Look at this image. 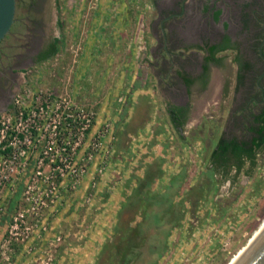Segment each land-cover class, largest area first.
<instances>
[{
	"label": "rangeland",
	"instance_id": "374dc122",
	"mask_svg": "<svg viewBox=\"0 0 264 264\" xmlns=\"http://www.w3.org/2000/svg\"><path fill=\"white\" fill-rule=\"evenodd\" d=\"M226 1L233 2L234 7L242 6V19L248 25L252 26L255 19L264 20V0ZM157 14L154 0H14L12 23L0 39L1 53L13 54L12 59H25L32 56L37 46L57 39L56 50L47 57L34 64H19L22 72L18 88L49 87L74 102L91 104L95 117L99 99L106 95L115 136L111 159L98 184H111L114 195L110 204L104 194L87 208L81 206L88 217L80 220L75 215H62L64 206L69 211L68 200L78 187L71 193L67 191L66 200L51 207L55 219L50 222V234L45 233V243L37 234L34 246L38 250L28 252L31 242L23 227L26 221L20 222L17 229V236L25 235L19 243L11 241L13 229L8 232L9 216L14 212L11 203L22 196L24 173L3 195L0 264H94L98 249L114 228L121 201L137 184H149L154 191L168 185V198H179L183 212L177 223L162 234L160 254L136 255L129 264H247L264 243V146L256 153L248 176L238 174V184L226 185L217 177L215 181L219 183L207 189L208 174L202 173L205 154L228 126L225 118L236 106L233 56L239 53L247 57L249 32L240 30L234 48L216 55L220 57L209 65L210 81L204 87L190 86L185 100L189 107L187 119L175 128L166 114V106L173 101L156 80L157 67L151 63L156 51ZM90 30L95 33V41H99V34L100 38L109 36L111 42L113 33L118 52L125 45L120 41H129L137 56L140 51L144 54L120 73L109 66L103 71L99 66L103 62H97L98 52L94 54L88 47L84 50ZM182 49L186 53L192 50L186 66L194 68L198 56L203 54L202 48L196 43ZM99 50L102 52L101 46ZM228 127L234 135L238 133L237 124ZM156 163L159 176L150 181L145 173L153 172ZM172 172H179L173 185L169 184ZM89 176V172L84 174L80 184H88ZM90 191L94 194L96 190L87 185L83 195Z\"/></svg>",
	"mask_w": 264,
	"mask_h": 264
},
{
	"label": "flooded vegetation",
	"instance_id": "af4514ba",
	"mask_svg": "<svg viewBox=\"0 0 264 264\" xmlns=\"http://www.w3.org/2000/svg\"><path fill=\"white\" fill-rule=\"evenodd\" d=\"M154 5L158 13V34L155 42L156 51L152 53L154 58L151 63L157 67L155 74L159 85L168 92L173 101L172 103L183 109L185 114L183 123H185L189 113V107L185 100L190 86L196 84L198 88L204 87L210 81L211 70L209 65H211V62H215L217 57H220L216 55L218 53L221 55L223 51L234 48L237 42L236 34L240 30H248V43L245 46L249 48L247 57L239 56V53L233 56V60L236 61L235 96L238 100L235 108L230 111V116L225 118V124L228 126L237 124L238 133L234 135L230 131L231 129L225 125L224 132L218 137L226 140L235 139L239 143L250 141L252 137L258 136L260 133L258 131L259 126L264 120L263 18L262 20L255 19L254 24L250 26L247 21L245 22L242 19V6L237 5V7H234L233 2L228 3L226 0H220V3H217V0H154ZM215 10H218L216 18L213 16ZM194 13L198 14L197 18ZM231 23H233L232 26H230ZM50 42L37 46L32 56L21 60L12 59L13 54L0 52V116L2 112L10 107L12 95L21 82L20 72L22 71L19 64L24 61L25 64H34L37 60H40L38 57L49 48ZM86 43L87 40L84 50L87 49ZM196 43L197 46L202 48L203 54L198 56L194 68L187 67L186 62H188L192 50L189 49L190 53H186L182 48ZM166 114H168L167 110ZM218 137L205 154V167L202 173H209L207 184H217L220 179L226 185L238 184L236 181L238 174L239 176H248L255 164V155L264 144L261 148L255 150L253 163L242 156L241 166L236 169V166L231 164L228 174L224 176L220 173V170L217 171L213 167L215 159L211 155ZM216 178L218 181H215ZM11 206L15 208L16 202L13 201ZM65 211L66 209L63 213ZM54 219L55 214L51 216L50 212L43 216L41 223L28 219V230L25 234L31 242L27 249L28 252L38 250L34 246L36 235H41L43 240L45 233L50 234V222ZM56 226H60V224H54V227ZM55 231L52 233H55ZM16 233L11 237V241L17 244L25 235L19 237L17 236L19 233ZM2 236L3 231H0V239H2ZM57 239L59 241L60 236ZM43 242L45 243V240ZM58 248L60 249V246Z\"/></svg>",
	"mask_w": 264,
	"mask_h": 264
},
{
	"label": "built area",
	"instance_id": "2783aa9c",
	"mask_svg": "<svg viewBox=\"0 0 264 264\" xmlns=\"http://www.w3.org/2000/svg\"><path fill=\"white\" fill-rule=\"evenodd\" d=\"M0 116V216L3 195L25 173L24 188L16 202L8 232L17 234L20 222L38 221L51 207L65 201L90 173L88 187L96 190L98 179L113 152L114 120L102 118L95 125L92 105L74 102L49 87L17 88L10 108ZM111 188V184H107ZM93 191L77 201L76 218L88 217L86 208Z\"/></svg>",
	"mask_w": 264,
	"mask_h": 264
},
{
	"label": "trees",
	"instance_id": "16d2710c",
	"mask_svg": "<svg viewBox=\"0 0 264 264\" xmlns=\"http://www.w3.org/2000/svg\"><path fill=\"white\" fill-rule=\"evenodd\" d=\"M217 13L218 10H215L214 18ZM56 40L53 38L49 48L40 54L39 59L47 57L56 50L54 45ZM166 110L170 124L180 128L185 120L183 109L175 104H168ZM258 131L260 132L258 136L252 137L247 142L238 143L235 139L226 140L218 137L211 151L212 158L215 159L213 167L225 176L231 164H234L236 169L241 166L242 156L253 163L255 150L264 144V120ZM154 168L153 172L148 170L145 173L150 181L159 176L160 168L157 163ZM178 173L172 175L169 184H175L174 179L178 178ZM204 173L209 176L208 172ZM205 185L207 189L214 187V184ZM167 189L168 185L154 191L149 184H137L126 194L118 207L114 228L98 249L94 264H129L136 255L140 257L146 252L160 254L164 242L162 234L169 231L172 223H177L183 212L181 200L172 196L168 198ZM136 216L138 219L135 220ZM151 263L150 261L149 264Z\"/></svg>",
	"mask_w": 264,
	"mask_h": 264
},
{
	"label": "crops",
	"instance_id": "0c3cea01",
	"mask_svg": "<svg viewBox=\"0 0 264 264\" xmlns=\"http://www.w3.org/2000/svg\"><path fill=\"white\" fill-rule=\"evenodd\" d=\"M91 31L92 30L88 31V33H89L88 36L89 37L87 38V43H86L87 46L86 47H88L90 50L94 51V54L96 52H98L97 62H100V61L103 62V65L101 63L99 64V66L101 65L100 67L103 68L102 69L103 71H107L106 69H108V66H109L110 68L112 67V69L114 71H116V73H120V71L122 72V71L125 70V68H127V66H126L127 64L129 66V65L134 64L135 61H137V62L140 61V58L144 54L143 52L140 51L141 54H139L137 56L136 48H135V51H134V49L132 48L133 45L129 41H126V43L120 41V43H122V45L125 44L127 46L125 47V45H124L120 49V51L118 52V51H116L118 49V47L114 46V43L116 41H115L113 33H111L113 35L112 36L113 40L111 42L108 41V39L110 38L109 36H107L108 39H107V37H104V36H102L100 38L99 34H98V40L99 41H97V40L95 41L94 38H93L95 33L93 34V32H91ZM120 39H122L121 36L118 38V41ZM98 42H100V43H98ZM100 46L102 48V52H100V50H99ZM97 47H98V49H97ZM87 49H85V51ZM127 54H128V57H127ZM92 55H93V53H92ZM83 66L84 65L82 64V67ZM130 70L131 69L128 67V71H130ZM127 74H129V73H127ZM105 96L106 95L103 96L104 99H101V100L99 99L98 112H97V116H96V119H95V125L98 124V122L103 117H106L108 115L112 116V114H109V113H112V110H109V103L107 102V99H106ZM172 173H175V172H172ZM118 185L120 186L121 184H117V187H118ZM86 186H87V184H83V183L79 184L78 188L73 192V196L68 200V204H69V207H70L69 211L68 212L65 211V213H62V215H64L65 218H71L73 215H75V217L74 216L73 217L76 218L77 215L75 214V212H77V209L74 210V208L77 207V201L79 200L80 196L83 195ZM113 190H114V188L112 187L110 189L107 184H97L95 198L98 197V199H99V198H101V195L104 196V194H107V196H108L107 198H109V204H110V202H112L111 199L113 198V195H114V191ZM119 190H120V187H119ZM115 195H117V193H115Z\"/></svg>",
	"mask_w": 264,
	"mask_h": 264
},
{
	"label": "water",
	"instance_id": "95a60500",
	"mask_svg": "<svg viewBox=\"0 0 264 264\" xmlns=\"http://www.w3.org/2000/svg\"><path fill=\"white\" fill-rule=\"evenodd\" d=\"M13 12L14 0H0V39L9 30L13 20ZM247 264H264V243L259 249L256 248L251 260Z\"/></svg>",
	"mask_w": 264,
	"mask_h": 264
},
{
	"label": "bare ground",
	"instance_id": "6f19581e",
	"mask_svg": "<svg viewBox=\"0 0 264 264\" xmlns=\"http://www.w3.org/2000/svg\"><path fill=\"white\" fill-rule=\"evenodd\" d=\"M248 259H249V258H248ZM246 261H247V260H246ZM246 261H245V262H246ZM247 263H248V262H247ZM244 264H245V263H244Z\"/></svg>",
	"mask_w": 264,
	"mask_h": 264
}]
</instances>
